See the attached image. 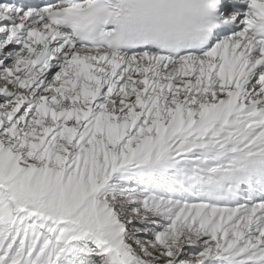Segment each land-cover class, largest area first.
Masks as SVG:
<instances>
[{
  "label": "snow or ice",
  "instance_id": "1",
  "mask_svg": "<svg viewBox=\"0 0 264 264\" xmlns=\"http://www.w3.org/2000/svg\"><path fill=\"white\" fill-rule=\"evenodd\" d=\"M61 2H0V264H264V0L117 52Z\"/></svg>",
  "mask_w": 264,
  "mask_h": 264
},
{
  "label": "clouds",
  "instance_id": "2",
  "mask_svg": "<svg viewBox=\"0 0 264 264\" xmlns=\"http://www.w3.org/2000/svg\"><path fill=\"white\" fill-rule=\"evenodd\" d=\"M62 0L60 22L83 46L117 52L151 46L179 51L201 47L216 25L217 0Z\"/></svg>",
  "mask_w": 264,
  "mask_h": 264
}]
</instances>
